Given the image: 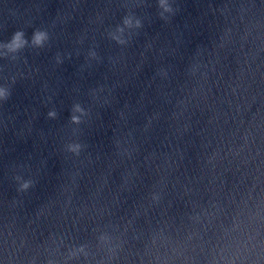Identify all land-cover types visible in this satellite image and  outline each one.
Instances as JSON below:
<instances>
[{
  "label": "clouds",
  "instance_id": "clouds-1",
  "mask_svg": "<svg viewBox=\"0 0 264 264\" xmlns=\"http://www.w3.org/2000/svg\"><path fill=\"white\" fill-rule=\"evenodd\" d=\"M39 39H40V37L38 36V37H37V40L39 41ZM50 115H51V114H50Z\"/></svg>",
  "mask_w": 264,
  "mask_h": 264
}]
</instances>
